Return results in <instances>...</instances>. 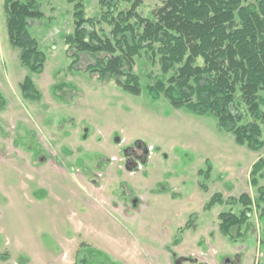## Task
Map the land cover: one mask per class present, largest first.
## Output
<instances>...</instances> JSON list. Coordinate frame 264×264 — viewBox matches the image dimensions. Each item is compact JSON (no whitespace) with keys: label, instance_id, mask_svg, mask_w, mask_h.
Listing matches in <instances>:
<instances>
[{"label":"rangeland","instance_id":"1","mask_svg":"<svg viewBox=\"0 0 264 264\" xmlns=\"http://www.w3.org/2000/svg\"><path fill=\"white\" fill-rule=\"evenodd\" d=\"M81 1L88 17L100 16V0ZM162 1L143 0L140 11L151 15ZM41 7L43 19L29 30L48 58L43 73L29 74L0 0V264H82L88 247L119 264H264L259 210L250 219L256 237L218 238L220 213L242 210L229 201L242 193L258 199L252 167L264 150L238 144L212 113L153 99L147 88L161 70L147 54L135 66L141 94L98 79L87 70L90 58L66 43L73 5L41 0ZM28 74L39 101L22 95ZM60 82L73 90L66 98L55 94ZM138 142L144 161L127 165L126 151ZM165 187L170 196L160 194ZM218 194L221 202L206 209ZM227 251L236 254L226 260Z\"/></svg>","mask_w":264,"mask_h":264},{"label":"trees","instance_id":"2","mask_svg":"<svg viewBox=\"0 0 264 264\" xmlns=\"http://www.w3.org/2000/svg\"><path fill=\"white\" fill-rule=\"evenodd\" d=\"M67 1L74 8V30L66 43L74 55L90 58L87 70L92 75L114 79L125 91L139 95L143 87L135 66L147 54L161 70L147 88L153 99L165 95L174 107L212 113L238 144L264 150V0H163L151 15L140 11L143 0H100L101 14L96 17L87 16L81 0ZM4 10L9 41L20 49L21 64L29 74L43 73L48 57L29 30L44 17L41 0H4ZM103 23L111 28L108 34L100 27ZM29 74L20 84L22 95L39 101L42 91ZM66 89V82L54 86L59 97L66 98ZM263 175L260 156L252 167L258 199L242 193L229 201L242 205L240 213L219 215L220 230L233 241L246 233L244 226L250 229L254 211L259 210L264 223V185L259 183ZM162 190L168 192L167 187ZM221 200L214 195L206 209ZM81 263L119 264L94 247H88Z\"/></svg>","mask_w":264,"mask_h":264},{"label":"flooded vegetation","instance_id":"3","mask_svg":"<svg viewBox=\"0 0 264 264\" xmlns=\"http://www.w3.org/2000/svg\"><path fill=\"white\" fill-rule=\"evenodd\" d=\"M146 154H147V148L144 147L143 144L140 142L135 143L132 147H129V149H127V151H126V158H127V162H128L127 165H129V164H131L132 166L139 165L141 162L144 161ZM95 184L97 186H99V183H95ZM181 260H183L182 264L186 263L185 258H181V259L176 261V264L178 261L181 262ZM187 260H188V258H187Z\"/></svg>","mask_w":264,"mask_h":264},{"label":"crops","instance_id":"4","mask_svg":"<svg viewBox=\"0 0 264 264\" xmlns=\"http://www.w3.org/2000/svg\"><path fill=\"white\" fill-rule=\"evenodd\" d=\"M260 157V156H259ZM255 163V162H254ZM254 165V164H253ZM160 194H168V196H170L169 194V191L168 192H163V193H160ZM171 200H173V201H177L176 199H171ZM252 220V219H251ZM251 222V221H250ZM255 226V225H254ZM253 225L251 226L252 227V229L251 230H248L243 236H242V238L244 239L246 236H251V237H256V232H255V227H254ZM250 231H252V233L251 234H249V232ZM218 234H219V236H218V238L220 237V238H225L224 236H226V235H224L223 233H222V231L220 230V228H219V230H218ZM224 235V236H223ZM241 238V239H242ZM240 240V239H239ZM245 240V239H244ZM182 245V244H181ZM216 251V250H215ZM236 253L235 252H231V253H229V251H227L226 252V254H225V259L226 260H230L231 259V256H233V255H235ZM182 255H183V253H182ZM200 260V262H205L206 264H211L210 262H211V260L210 261H207V258H205V259H199ZM217 260V259H216ZM214 264H216L215 262H214ZM217 264H218V261H217Z\"/></svg>","mask_w":264,"mask_h":264},{"label":"water","instance_id":"5","mask_svg":"<svg viewBox=\"0 0 264 264\" xmlns=\"http://www.w3.org/2000/svg\"><path fill=\"white\" fill-rule=\"evenodd\" d=\"M193 263L194 264H206V263H203V262H199V260L197 258L193 260ZM177 264H181L180 261H178Z\"/></svg>","mask_w":264,"mask_h":264}]
</instances>
